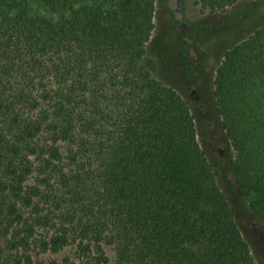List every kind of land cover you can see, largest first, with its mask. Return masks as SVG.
<instances>
[{
    "label": "trees",
    "instance_id": "1",
    "mask_svg": "<svg viewBox=\"0 0 264 264\" xmlns=\"http://www.w3.org/2000/svg\"><path fill=\"white\" fill-rule=\"evenodd\" d=\"M154 7L0 0V264H254L188 101L154 77ZM212 87L264 232V20L223 52Z\"/></svg>",
    "mask_w": 264,
    "mask_h": 264
},
{
    "label": "rangeland",
    "instance_id": "2",
    "mask_svg": "<svg viewBox=\"0 0 264 264\" xmlns=\"http://www.w3.org/2000/svg\"><path fill=\"white\" fill-rule=\"evenodd\" d=\"M263 20L264 0H238L216 13L200 10L196 0H155L153 30L146 44L154 59V77L190 105L200 149L216 172L217 185L231 204L254 264H264V232L236 191L229 167L232 153L210 96L223 52Z\"/></svg>",
    "mask_w": 264,
    "mask_h": 264
}]
</instances>
